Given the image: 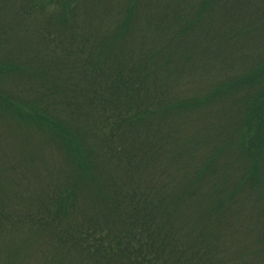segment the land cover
<instances>
[{"label":"trees","instance_id":"1","mask_svg":"<svg viewBox=\"0 0 264 264\" xmlns=\"http://www.w3.org/2000/svg\"><path fill=\"white\" fill-rule=\"evenodd\" d=\"M214 1L188 4L194 12L180 18L176 12L149 16L138 0H22L20 49L11 55L19 65L7 56L10 63L0 73L37 78L35 103L29 98L10 103L64 147L76 176L57 183L52 194L35 192L28 198L35 210L28 205L11 213L0 198V264H31L35 254L44 264H214L250 239L253 244L235 261L263 263L264 50L256 46L264 42V0H253L244 11L240 0H216L225 7L224 17L242 11L228 17L237 23L219 36L197 28L207 17L202 9ZM226 38L241 53L231 70L224 62L228 71L215 80L208 66L218 72ZM197 78L191 95L177 96L171 87ZM216 123L224 149L205 155L204 146L217 144L206 145V128ZM196 126L207 136L200 138ZM186 131L189 137L182 139ZM92 138L107 162L121 167L123 182L91 177L102 167L90 152ZM180 143L186 146L179 153ZM221 154H229L230 164L234 158L247 163L239 186L229 178L218 184L220 177L211 175ZM161 159L170 169L173 161L179 163L182 180L146 176L155 174ZM88 189L100 192L108 200L102 208L116 216L75 212ZM241 196L255 208L253 216L238 208L235 198ZM21 222L27 224L19 228Z\"/></svg>","mask_w":264,"mask_h":264},{"label":"rangeland","instance_id":"2","mask_svg":"<svg viewBox=\"0 0 264 264\" xmlns=\"http://www.w3.org/2000/svg\"><path fill=\"white\" fill-rule=\"evenodd\" d=\"M42 1L44 2L45 0ZM197 1L138 0L140 8L144 9L145 13L149 14V16H157V12L170 16V13L176 12L175 15H178V17L180 18H182L184 15L189 16L191 13H193V9H191V7H188V4H192L195 7ZM252 3H255V1L240 0V9L244 11L246 5ZM21 4L22 0H0V66L10 63L6 60L7 56L10 58V61L14 65H19V62L17 60H11V55L16 54V51L20 49V44H16V39H19L18 37L20 33L19 11L21 9ZM199 6L200 5L197 4V8H199ZM181 8L182 10H180ZM224 8L225 7H219L216 4L215 0L209 5L208 9H202L207 10L203 12V14L207 17L202 19L201 22L197 24V28H202L203 30L210 31L212 36L213 34L216 35L217 33H219L218 35H216L219 36L220 33L224 31L225 27H232V24H236L237 22L235 21L236 23H233L234 18H231L230 21L228 17H230L233 12L242 13V11L235 10L228 17H224ZM195 10L197 11L201 9ZM138 12L141 15L140 11ZM208 18H210V22L205 21ZM157 23L158 24L156 26H159V19H157ZM215 28H217V30H215ZM220 29H222V31H220ZM226 40L227 38L221 44L220 53L224 58V61H222L221 65L217 67L218 72H215L210 65L208 66V70L210 71V73H212L215 80L221 77L220 74L231 70L230 64L236 61L241 53V50L238 49L233 52V44L227 45V43L229 42H227ZM14 43L16 45H14ZM238 46L245 47V44L241 42L238 44ZM256 47L259 51L264 50V42L259 43ZM246 61L250 62L251 60L247 58ZM224 62L228 64V70L223 66ZM197 80L198 78L188 85H182L178 80L175 83L171 84V87L173 88L177 96H182V93H188V95H191V92L193 91L192 84L194 82L197 83ZM34 86L37 87V78L28 74L22 73L20 71H15L12 74L0 73V198L4 200L5 206L10 208L11 213H15L16 210L21 211L23 207L28 205L30 206V209L35 210L33 208L34 203H30L28 200V198L34 196L35 192L39 194L42 191H48V193H50L52 192V190L54 191L57 188V183L64 182L67 176H76L72 175L70 171V165L72 162L70 163V155L68 154V156L66 154L64 147L54 141L51 138V135L47 133V129L36 123L32 117H29L28 115H26L27 117H20V114H18L13 109L10 103V101L15 103L22 102L25 98H29L30 101H33L35 103V88L32 89V87ZM202 122L207 124V122L204 120H202ZM211 124H214V122ZM211 124H209V126L206 128V130L210 131V139L205 140V142L207 145L208 143L217 140V144L212 143V145L206 147L204 146L203 148L205 155L209 153L214 154L216 152H219L218 150L224 149V144L222 142L220 143L218 138L219 135L217 129H219L220 125L216 123L215 126L211 128ZM200 127L202 126H196L195 130L198 131L200 138H204L205 135L207 136V134L205 133V128ZM156 132L158 131L155 130L153 133L156 134ZM162 134L163 130H160L159 134H157L159 135L158 138L161 139ZM181 137H183L182 139H187L189 137L187 135V131L186 133L183 132ZM160 139L158 140V142L160 141ZM185 146V143H180V145L178 146V152H182ZM91 148V154L93 155L94 153L93 157L98 160L99 165H102V167H100L97 172L93 170V174L91 175V177H94L98 181L99 179L101 180V176L106 177L108 175L113 176L114 183L121 182L124 175L123 170L121 169V167L118 168L117 166L116 168L111 163L107 162L108 159L103 154L101 144H99L97 139L94 138L93 141L91 140ZM203 148H200L197 151L198 154H200L199 152ZM102 154L103 156H101ZM201 154H203V152ZM223 159L229 161V165L227 167L223 163ZM214 160L216 161L210 166V168L212 169L211 175L220 177L217 180L218 184H223L229 181L228 179H226L229 178L231 180H236L238 182L237 186H239V182L242 178L241 171L245 172L248 168L245 160L234 158L233 163L230 164L229 154L226 158L224 154H221ZM94 164L95 162H93V165ZM108 165L113 167V169H107ZM155 167V174H151L149 172V175L146 176H164L166 178H169L168 180L176 182V177H179L182 180L181 174H184L185 172L181 170L182 166L179 165V163H177L176 161H173L171 163V168L175 171L170 169V166L165 165L162 159L158 160ZM153 168L154 167H152V169ZM260 169L264 171V159L260 164ZM249 170L250 168L248 169V171ZM172 178L174 179L172 180ZM189 178L191 180V176H189ZM187 180L189 181V179ZM187 184L188 182L183 181L182 187H186ZM88 190L89 191L87 194L79 196L76 208L74 209L75 212L76 210H81L83 214L87 215L86 211H96L98 213L99 211L104 210L110 212L109 216H116L115 212L108 209L105 210L106 207L102 208L104 205L108 204V200H102V198L100 197L102 196V194L100 192L97 195L95 193H92L91 189ZM235 200L236 204L240 205V207L238 208H242L243 212L246 213H243L246 217L253 216L255 214V208L244 197L241 196L235 198ZM210 202L215 203V197H212L210 199ZM262 207H264V204L262 205ZM259 208L260 207H258V209ZM259 210L260 213H264V208H261ZM70 218L71 216H67L68 223ZM5 223H3V226L5 225ZM24 224L27 223L21 222L18 227L21 228V226ZM221 234H223V232H221ZM45 236L49 235L45 234ZM237 239L238 236L236 234L233 235V241L235 243ZM252 240L253 239H250L242 244L236 245L235 250L229 252L223 259L214 261V264H252V258H246L242 263L240 260L235 261L236 257L238 256V252L244 254L245 252L242 250H244V248L247 246H251L253 244ZM261 255H263L261 256V260H264V248L261 252ZM30 260L32 261L31 264H44V260L37 254L31 257ZM262 264H264V261Z\"/></svg>","mask_w":264,"mask_h":264}]
</instances>
